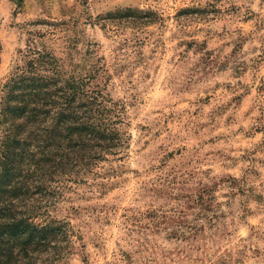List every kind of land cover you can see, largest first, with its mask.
<instances>
[{"label": "rangeland", "instance_id": "rangeland-1", "mask_svg": "<svg viewBox=\"0 0 264 264\" xmlns=\"http://www.w3.org/2000/svg\"><path fill=\"white\" fill-rule=\"evenodd\" d=\"M44 52L106 70L127 137L49 209L59 264H264V0H0V98Z\"/></svg>", "mask_w": 264, "mask_h": 264}, {"label": "trees", "instance_id": "trees-1", "mask_svg": "<svg viewBox=\"0 0 264 264\" xmlns=\"http://www.w3.org/2000/svg\"><path fill=\"white\" fill-rule=\"evenodd\" d=\"M22 63L0 98V264H59L81 239L49 209L122 161V108L104 93L103 67L83 72L51 52Z\"/></svg>", "mask_w": 264, "mask_h": 264}]
</instances>
